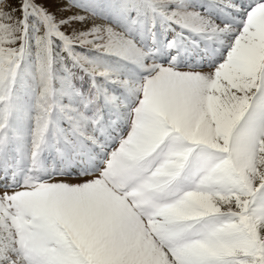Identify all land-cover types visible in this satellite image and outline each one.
<instances>
[{
    "label": "snow or ice",
    "instance_id": "1",
    "mask_svg": "<svg viewBox=\"0 0 264 264\" xmlns=\"http://www.w3.org/2000/svg\"><path fill=\"white\" fill-rule=\"evenodd\" d=\"M0 264H264V0H0Z\"/></svg>",
    "mask_w": 264,
    "mask_h": 264
}]
</instances>
